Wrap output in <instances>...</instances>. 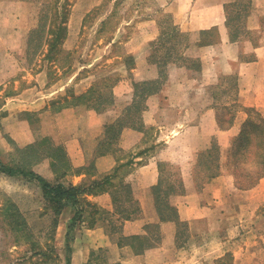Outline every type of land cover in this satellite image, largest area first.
<instances>
[{"label": "rangeland", "instance_id": "1", "mask_svg": "<svg viewBox=\"0 0 264 264\" xmlns=\"http://www.w3.org/2000/svg\"><path fill=\"white\" fill-rule=\"evenodd\" d=\"M21 1L23 12L18 23L21 45L0 54L6 71L0 77V157L7 164L24 167L40 175L38 169L45 166L58 177L71 170L65 146L51 134L55 113L65 106H75L83 127H87L91 110L98 111L103 121V136L86 144L89 150L95 147L92 159L112 149L117 155L128 156L130 153L120 148L119 138L125 128L142 125L148 96L164 88L171 73L178 79L187 71L199 73L202 68L197 53L199 41L221 39L218 29L211 33L191 34L177 28L173 12L179 0ZM228 9L232 31H237L238 35L241 33L243 39L264 40V31L259 32L256 28L260 23L264 25V7L261 4L257 6L256 0H237ZM247 27H250V32H240ZM57 29L59 39L56 45H48L47 39L54 38L53 32ZM246 49L247 46L241 44L232 49V54L250 58V52H243ZM219 52L217 68L226 71L229 69L225 61L228 51L221 48ZM222 70L210 98L220 107L218 119L228 125L241 103L235 96L238 90L235 75ZM40 73L47 74L45 80H41ZM117 85L124 92L123 99L118 102L115 95ZM133 91L135 97L129 102ZM37 98L38 101L32 102ZM246 109H251L253 118L257 117L255 107L247 106ZM260 113L264 116L263 112ZM174 118L175 113L168 114L165 124L169 126ZM241 128L226 135L214 134L209 149L202 150L194 164L171 160L162 162V190L154 192L150 189L157 222L151 227H148L151 223H147L143 231L134 233L147 236L154 243L142 249V253L149 249L158 250L161 246L174 250L154 264H233L235 256L232 253L235 252L243 261L257 260L258 264H264V201L258 207H233L222 222L215 219L205 224L200 229L202 239L194 241L185 220L179 216L186 224L167 218L171 213L163 201L172 193L169 198L178 212L177 203L187 193L200 190L213 172L221 171L224 156L229 171L241 182L247 184L255 180L261 170L259 154L254 160L255 156L249 155L247 150L233 148ZM164 130H169V127ZM153 134V128L147 132L148 144ZM221 140L226 142L225 151ZM209 150L215 158L212 163ZM94 161L91 160V167ZM96 179L102 178L89 176L81 183L90 186ZM50 181L63 182L62 178ZM112 187L121 197L118 205L114 204L118 212L116 218L128 219L122 214L125 208L118 206H122L128 187L132 193V187L129 182L114 183ZM85 196L91 201L88 194ZM131 205L134 208L137 201L133 199ZM85 209L82 218L70 228L72 218L67 230H62L61 236H57L62 212L56 224L55 212L48 205L37 177L0 171V264H71L78 224L84 220L85 226L94 224V214L87 212L104 214L97 205H86ZM111 223L108 228L111 234L115 233L112 237L128 245L123 237L133 234H126L123 225L115 219ZM225 230L229 239L221 241V233ZM135 241L140 242L139 239ZM222 246L230 249L231 253L217 258L206 253L207 248ZM127 257L124 251L113 255L110 248H91L86 264H120L113 260L121 258L127 261ZM143 257L148 261L153 258Z\"/></svg>", "mask_w": 264, "mask_h": 264}, {"label": "crops", "instance_id": "2", "mask_svg": "<svg viewBox=\"0 0 264 264\" xmlns=\"http://www.w3.org/2000/svg\"><path fill=\"white\" fill-rule=\"evenodd\" d=\"M256 1L257 6L261 4L264 7V0ZM235 2L237 0L178 1L173 12V21L177 28L191 34L218 29L221 39L197 45L198 57L202 64L199 73L194 74L187 71L188 73L180 75V79L171 73L165 80L167 81L165 87L155 90L157 92L148 96L143 109L142 125L125 128L119 138L120 148L130 155H117V152L112 149L93 158L95 161L91 167L92 151L95 147L89 150L86 144L91 143L92 139L97 140L99 136H103L101 114L91 110L90 124L87 127H83L75 106H65L53 115L54 129L51 130V134L57 142L63 143L65 146L71 170H67L59 177L51 169L48 170L46 166L39 168L38 172L50 180L62 178L63 182L79 184L89 176L102 178L106 174L116 171V175L119 174V176L113 178L114 183L129 182L132 187L133 199L137 201L139 209V214L132 218H116L118 212L113 200L115 190L111 184L105 185L97 193L88 194V198L104 214L96 215L95 211L87 212L94 214V224L85 226L86 220L78 224L79 232L76 233L72 245L71 264H86L91 248H110L113 255L115 252H127L129 256L127 261L121 258L113 260L114 263L119 262L120 264H125V262L127 264H154V262L161 261L160 257L174 253L173 249L162 248V246L155 251L149 249L145 253L138 252L115 240L112 237L115 233L109 232L108 225H111L115 219L123 225L126 234H134L143 231V227L147 223L157 222L150 189L159 183L161 175H163L161 173L162 162L171 160L172 162L194 164L200 152L209 149L212 143L211 137L214 134L226 135L234 130H240L249 116L247 106L255 107L264 113V40L255 42L251 37L243 39L241 33L235 38L232 37L229 24L230 11L227 7L233 6ZM22 12L23 1L0 0V54L6 53L9 48L21 45V42L18 41L21 37L18 23L21 21ZM256 28L259 32L264 31V25L261 23ZM242 31L250 32V27L240 32ZM241 44L247 46L243 52L245 54L250 52V58H240V54H232V49ZM221 48L227 50L229 55L225 59L229 64V69L226 71L217 68ZM4 64L5 61L0 59V77L6 73L3 68ZM221 70L224 73L233 72L235 75L238 89L235 96L241 103L240 108L235 110L232 122L230 120L229 124L224 127H221L218 119L221 113L220 107L210 98L212 89L220 80ZM40 74L41 80H45L47 74ZM44 82L46 85L47 82ZM35 86L38 88L37 84ZM123 94L124 92H121L117 85L115 87L117 102L123 99ZM134 97L135 91L129 95V102ZM38 100L39 98L32 102ZM172 113H175V118L172 119L173 123L168 126L165 122L168 114ZM165 127H169V130H164ZM152 128L154 134L148 144L147 132ZM221 143L225 151L226 142L221 140ZM225 161L226 157L224 156L223 167L218 175L208 179L200 190L187 193L183 200L177 203L179 216L187 222L192 241L201 240L203 235L200 229L215 219L222 222L226 213L233 207L237 209L252 205L258 207L264 201V176L253 187L239 188L236 185L233 172L229 171ZM117 166L120 167L117 168ZM45 169L47 171H41ZM119 207L130 208L131 203L124 201ZM222 215L223 217H221ZM73 217L74 208L72 206L65 207L59 218L57 236H61L62 230L64 232L67 230V224ZM221 234V241L229 239L226 230ZM206 253L208 256L217 258L230 254L231 251L222 246L207 248ZM232 254L235 256L233 264H258L257 260L247 262L243 261V258L239 259L237 252ZM252 254L255 255L254 252ZM144 255L153 258L148 261L144 259Z\"/></svg>", "mask_w": 264, "mask_h": 264}, {"label": "trees", "instance_id": "3", "mask_svg": "<svg viewBox=\"0 0 264 264\" xmlns=\"http://www.w3.org/2000/svg\"><path fill=\"white\" fill-rule=\"evenodd\" d=\"M230 19H231V17L229 15V21H230ZM213 31H201V34L211 33ZM58 34H59V30L57 29L53 32L54 38L49 37L47 39L46 43L48 45H56L57 40L59 39ZM237 35H238L237 31H235V32L232 31V37L233 38L237 37ZM214 41H215V39H212V38L207 39V40L202 39L201 41H199L198 45L212 43ZM255 112L257 114V117L253 118V116H251V109L248 110L249 116H248L247 120L244 122V124L242 125L241 131L236 136L233 148L236 150V147H239V148L241 147L242 149L247 150L248 153H250L249 155L255 156L254 160H256V155L259 154L258 163L261 165V170L257 174L255 180H253L252 182L247 183V184L241 182L239 180V177L235 173V175H236L235 176V182L239 188L253 187L255 184H257L259 179L264 176V116L257 109L255 110ZM233 118H234V116L230 118L231 122H232ZM219 122L222 125V127H224V124H222V122L220 120H219ZM259 135L261 136V138L259 137ZM210 152H211V150L208 151V155H209L210 161L212 163V161L214 162L215 158H212L213 155ZM0 171L6 172L9 174H15L16 172H20L23 174H31L34 177H37V179L39 180L40 185L42 187L43 194L45 196V199H46L48 205L55 212L56 217L54 218L55 219L54 222L56 224L58 223V218H59L60 213L62 212V210L65 207L72 206L75 209V215L73 217V221L70 224V228L74 225V223L78 219L82 218V215L86 211V209H85L86 205L96 206L94 203L89 201L85 195L89 194V193H97L102 188H104L105 185L107 186V184L113 185L114 184L113 178L115 176H117L116 171H115V172L106 174L105 176L102 177V179L94 180L93 183L90 184V186H87L84 183H81V184L70 183L67 185V184H64L63 182H60V181L51 182L50 180L46 179L44 176L38 174L35 171H32V170L27 171L24 167H14L11 164L5 163L1 159V157H0ZM66 172L67 171H64L62 174H65ZM161 173H162V171H161ZM219 173H220V170L218 169L217 171L213 172L209 178H212V177L218 175ZM162 182H163V176L161 175V179H160L159 183L152 187L154 192H156V191L159 192L162 190V188H161ZM124 184L125 183H122V185H124ZM125 185H128V184H125ZM125 194H126V197L124 200L122 199V202L127 200L128 202L131 203V201L133 200L132 199L133 196H132V193H131V190L129 187H128V190L126 191ZM171 194L166 196L165 199L163 200V201H165V206L167 207V210L171 213V215L168 216L167 218L173 219L174 221H177L178 223H185V221H183L179 218L177 208L171 204V201L169 198V196ZM113 200H114V204H116V205H118L117 202L121 201V197L118 195L117 191L113 192ZM84 203L86 204L85 206H83ZM157 206L161 211L160 206L158 204H157ZM137 210H138L137 205L134 208H132V205H131L130 208H125L124 212L122 214H124L125 218H132V217L136 216ZM173 212H175V214ZM165 219H166V217H165ZM154 225H155V223H151V224H148V227H151ZM123 238L126 239V244L131 245L133 248H135L139 252L142 249H144L146 246H150V245L154 244L153 241L150 240V238H147V236L145 238L143 235L140 236L138 234L126 235ZM136 239H139L140 242H136L135 241ZM121 243H123L122 240H121ZM140 246H142V247H140ZM68 247L70 248V244L68 245Z\"/></svg>", "mask_w": 264, "mask_h": 264}]
</instances>
